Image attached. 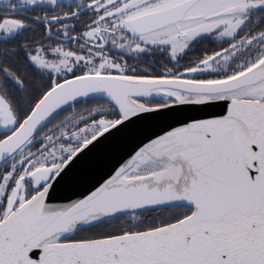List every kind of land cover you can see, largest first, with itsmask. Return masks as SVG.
<instances>
[{
    "label": "snow or ice",
    "instance_id": "snow-or-ice-1",
    "mask_svg": "<svg viewBox=\"0 0 264 264\" xmlns=\"http://www.w3.org/2000/svg\"><path fill=\"white\" fill-rule=\"evenodd\" d=\"M0 264H264V0H0Z\"/></svg>",
    "mask_w": 264,
    "mask_h": 264
}]
</instances>
